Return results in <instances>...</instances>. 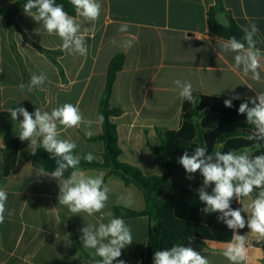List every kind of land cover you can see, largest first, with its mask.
Returning a JSON list of instances; mask_svg holds the SVG:
<instances>
[{
  "label": "crops",
  "instance_id": "obj_1",
  "mask_svg": "<svg viewBox=\"0 0 264 264\" xmlns=\"http://www.w3.org/2000/svg\"><path fill=\"white\" fill-rule=\"evenodd\" d=\"M18 0H0V10H11ZM102 4L96 22L83 21L86 35V56L62 51L61 39L49 35L24 11L9 25L0 14V188L8 194L4 223L0 224V264H96L80 255L72 225L82 245L81 229L87 224L107 223L103 213L89 216L73 215L60 205L58 181L38 176L33 163L30 141L18 137V121H12L9 108L24 107L30 113L36 108L51 111L64 103H79L85 119L96 121L103 99L110 62L118 55L124 64L118 72L109 98L110 107L119 109L113 118L117 126L121 162L138 168L144 175H162L151 147L161 143L160 132L178 130L181 125L183 100L175 79L191 82L193 95L229 99L239 95L244 101L264 92V56L259 69L261 81L244 76L242 68L234 70V53L224 52L220 45L224 38L209 30V12L221 6L230 22L241 29L255 23L259 29L255 38L257 48L264 54V0H99ZM216 13V14H217ZM127 22L128 32L119 31ZM135 37L130 48L122 42ZM116 43L113 44L112 41ZM43 74L45 83L28 92L31 76ZM93 137L102 134V123L93 125ZM62 138L77 143L76 154L91 152L102 161L104 144L90 141L80 128L69 129ZM19 140L15 169L5 175L4 149L8 141ZM88 175L104 173L109 187V201L104 211L122 206L121 195L131 196V210H143L145 199L135 185L126 186L117 176L104 171H83ZM242 205L237 202V208ZM242 215L247 219V213ZM131 227L133 243L121 250L113 261L139 264L146 252L150 228L148 217L124 219ZM238 234L248 235L250 260L248 264H264V249L248 234L247 225ZM68 238V241L65 240ZM224 241L206 240L189 245L210 260V264H230L223 256ZM188 246V247H189ZM83 247V245H82ZM84 248V247H83ZM84 250L93 257L94 249Z\"/></svg>",
  "mask_w": 264,
  "mask_h": 264
},
{
  "label": "clouds",
  "instance_id": "obj_2",
  "mask_svg": "<svg viewBox=\"0 0 264 264\" xmlns=\"http://www.w3.org/2000/svg\"><path fill=\"white\" fill-rule=\"evenodd\" d=\"M70 4L76 16L69 15L64 6L56 4L55 0H27L23 11L38 23H42L43 29L49 35H56L61 39L62 51L86 56L87 33H82V23L78 22L77 17L83 21L96 22L102 4L99 0H70ZM129 27L127 22H121L119 31L126 33ZM242 30L244 35L241 39L232 36L227 41H222L220 47L224 52L235 54L234 70L242 68L244 76L251 74V79L259 83V69L264 56L261 49L256 47L255 35L259 29L252 23ZM134 39L135 37H132L123 41L121 46L130 48ZM112 43L115 44L116 41L113 40ZM45 81L43 74H33L28 85L20 87L21 90L26 88L28 92H32ZM173 84L179 89L182 100L195 102L191 82L175 79ZM235 99H240V96L226 99L224 105L231 108ZM7 111L12 121L17 122L19 116L23 117L17 122L18 137L21 141H30L31 154L35 155L38 148H43L50 154V159L55 160L56 167L50 173L42 167L36 172L38 176L51 177L58 181L59 204L66 206L73 215L81 212L89 216L103 213L109 217L107 223L87 224L83 227L80 239L85 249H94L95 255L101 258L96 264H113V261L122 255L121 250L133 243L131 227L124 219L115 217L111 211H104L110 193L109 187L104 183V173L88 175L79 168L82 159L92 163L96 157L91 152L82 156L76 154L74 150L77 143L70 138H62V133L69 129H78L82 125L85 135L91 138L94 134L93 125L102 123L104 117L100 115L96 121L85 119L78 102L75 105L64 103L50 112L39 107L34 113L24 107L9 108ZM238 113L246 114L247 123L253 126L252 134L247 139L264 141V92L240 103ZM223 147L222 143L218 144L217 150L209 154L206 146H197L191 155L185 151L178 163L188 174L187 179H193V174L197 172L203 177L202 186L197 190L199 201L205 205L201 211L206 214L219 213L218 221L232 230L231 240L224 244L223 256L230 264H248V235L238 234L237 230L244 229L247 225L248 234L258 241H264V154L253 155L252 148H244L239 152H222L220 149ZM254 147L259 150L261 144L256 143ZM69 169L72 171L65 177V172ZM233 199L242 207L233 209ZM7 200V192L0 188V224L4 223L6 211L8 215L14 214L6 209ZM119 200L125 207H130L133 203L131 196L121 195ZM242 212L247 213V219ZM191 239L192 237L189 238L190 241ZM65 241L71 243L68 238ZM153 261L154 264H210L206 256L183 244L155 251ZM118 264L125 262L118 260Z\"/></svg>",
  "mask_w": 264,
  "mask_h": 264
},
{
  "label": "trees",
  "instance_id": "obj_3",
  "mask_svg": "<svg viewBox=\"0 0 264 264\" xmlns=\"http://www.w3.org/2000/svg\"><path fill=\"white\" fill-rule=\"evenodd\" d=\"M221 0H217L220 4ZM27 0H18L11 10L1 9L0 14L9 25L14 24L15 16L23 11V5ZM56 4H62L69 15L76 16L70 0H55ZM221 6L212 8L209 12V30L216 36L230 39L236 36L241 39L243 30L235 23L224 28L216 22V13L222 11ZM35 11V10H33ZM256 46L258 44L257 39ZM124 64V56L118 55L112 59L109 65L106 87L99 107V113L104 117L102 122V134L89 138L90 141H102L104 152L102 161L95 159L92 163L81 160L79 168L82 171H104L108 176L119 177L126 186L138 187L145 199L143 210H131L122 206L113 208V215L122 219L148 217L150 228L147 238L146 252L141 256L139 264H154V253L157 250L168 249L176 244L188 247L194 243L211 241H230L232 230L218 221L219 213H203L205 205L199 201L197 190L202 186L203 177L199 172L193 174L194 178L187 179V173L178 163L185 151L191 155L197 146H206L209 154L214 152L218 144H223L222 152L242 151L244 148H252L253 155L264 154V141H250L247 137L252 134L253 126L246 120V114H239L238 108L244 101H232L231 108L224 105L226 99L201 96L195 102L183 100L181 113V125L178 130H164L160 132L161 143L158 147H151L159 168L164 170L162 175H144L138 168L121 162V148L119 146L117 126L113 118L120 115L119 109L110 107L109 98L116 76ZM251 107L252 105L249 104ZM260 143L256 150L254 145ZM19 150V140L8 141L4 149L5 175L8 176L16 165ZM75 151V150H74ZM76 153V152H75ZM33 163L38 168H44L51 172L56 167L55 160L50 159V154L43 148H38L32 157ZM72 169L65 172V177L70 175ZM210 191V189H209ZM258 191V190H257ZM256 193H253L255 196ZM231 206L237 208V201L233 199ZM69 229L77 241L80 255L92 262L100 260L88 254L74 233L73 226ZM192 237L191 241L189 238ZM256 246L264 249V243L256 242Z\"/></svg>",
  "mask_w": 264,
  "mask_h": 264
},
{
  "label": "water",
  "instance_id": "obj_4",
  "mask_svg": "<svg viewBox=\"0 0 264 264\" xmlns=\"http://www.w3.org/2000/svg\"><path fill=\"white\" fill-rule=\"evenodd\" d=\"M215 18H216V22L220 26H222L224 28H228V27L231 26V22H230L227 14L225 12H219V13H217L216 16H215Z\"/></svg>",
  "mask_w": 264,
  "mask_h": 264
}]
</instances>
